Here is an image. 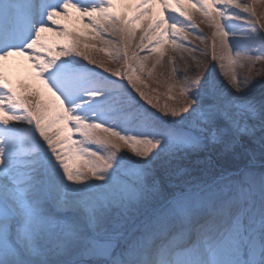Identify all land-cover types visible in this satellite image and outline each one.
I'll list each match as a JSON object with an SVG mask.
<instances>
[{"label": "snow or ice", "instance_id": "snow-or-ice-1", "mask_svg": "<svg viewBox=\"0 0 264 264\" xmlns=\"http://www.w3.org/2000/svg\"><path fill=\"white\" fill-rule=\"evenodd\" d=\"M258 4L0 0V264H264V97L249 96L264 76ZM189 36L223 80L199 63L178 75L169 53L195 51ZM14 58L26 79L7 71ZM165 59L172 102L160 104L146 80L159 83ZM201 154L220 157L207 161L219 175L173 184L187 169L172 162ZM228 155L243 166L228 171Z\"/></svg>", "mask_w": 264, "mask_h": 264}, {"label": "rangeland", "instance_id": "rangeland-1", "mask_svg": "<svg viewBox=\"0 0 264 264\" xmlns=\"http://www.w3.org/2000/svg\"><path fill=\"white\" fill-rule=\"evenodd\" d=\"M181 2L183 3V0H181ZM245 2H247V0H245ZM187 7V5H185ZM257 13L258 14H264V4H258L257 6ZM194 12L193 15V20L196 24L199 25V28L196 29L197 32H199L200 35H203L205 37H210L211 36V29L206 25L201 23V17L199 15V13H195L194 10H192ZM86 22V21H85ZM264 22V21H262ZM247 27V26H246ZM140 36V27H137V33H136V40L133 41V43H136L139 39ZM90 43H96L97 48L100 47L98 42H93V41H89ZM186 47H190V48H194L196 49L195 51H193L191 54H189L188 52H180V53H169L170 55L174 56V65L177 68L178 71V75L179 76H183L185 74L187 75H191L192 73H194L197 70V65L199 63L201 70L207 72L209 70L213 71L218 77L219 79L223 80V77L219 75L220 70L218 67H213L212 64H209V59H210V49L208 48V44L207 42L202 43L199 39H196L194 36H189L187 41L184 42ZM165 47L167 48L168 45H165ZM202 51L207 52L208 54H202ZM146 53H141V55H144ZM259 54V53H258ZM90 55L93 56L94 59L105 63V65L110 68V69H117V68H122L123 66V61H116V62H111L109 60V57L106 56L103 52H98L95 50H91L90 51ZM181 56H183V59H181ZM193 57H195V59H193ZM20 61H22V64H18V66H12L9 67V65H7V71H9V73L11 74L12 78L14 81H18V80H24L26 79L27 75H28V64L23 61L22 58H18ZM86 63V62H85ZM185 64L188 65L189 67V71L188 73L184 72V67ZM21 65V66H19ZM205 65H207V67H205ZM149 66H150V62H149ZM89 67H95L94 65H89ZM256 68L258 70H264V63L261 64H257ZM96 71L98 72H102L103 69L101 68H96ZM238 73L240 74L241 77H243L244 75L247 74V67L245 68H238L237 69ZM163 72V76H160L159 74ZM105 75H108L107 73H105ZM168 75V65H167V59H165L164 61V67L160 68L158 67L156 70V80L159 81V83L155 82L152 79H147L146 83H148L149 85V90L151 88H156L157 89V93L152 94L154 97V102H156V99L159 100L160 104H164L165 102L171 103L172 101H167V97L166 95H164V93L166 92V87L163 83V81L167 78ZM113 79H118L116 77H113ZM124 83H126V81H124ZM176 90L173 91L172 95H176ZM249 96L250 97H254L256 99H260L261 97H264V76H257L254 78L253 81V87L251 88L250 92H249ZM141 103L143 104L144 102L141 101ZM145 107H149L148 105L145 104ZM215 154L209 156V155H205V154H201V156H205L208 160L207 161H211L214 160ZM192 157V156H190ZM186 159L188 160L189 157H183V156H179L176 160H174L172 162V164L169 166V171L170 172H175V171H179V169H187V172L181 173L179 176H175L173 179V184L177 181V180H183V179H195V178H199V179H211L213 176L219 175L220 173V168L219 166L213 167L212 164H209L205 161H203L202 159H199V161H201V163L196 164L191 166L190 168H188L187 166H183L182 164H186V162L184 163H180L181 160ZM227 162H230L231 160H234L237 162V164L235 166H237L238 164H241L244 160L239 156H232V155H228L226 157ZM235 162V163H236ZM190 163V159L188 160V164ZM233 166V167H235ZM242 167V166H240ZM171 184H166V187H171Z\"/></svg>", "mask_w": 264, "mask_h": 264}, {"label": "trees", "instance_id": "trees-1", "mask_svg": "<svg viewBox=\"0 0 264 264\" xmlns=\"http://www.w3.org/2000/svg\"><path fill=\"white\" fill-rule=\"evenodd\" d=\"M214 157H216V158H214V160H212L211 159V162L214 164L215 163V161L217 160V159H219L220 157H218L217 155H214ZM190 159V163L188 164V160ZM189 159L188 160H186V159H183V160H181V162L180 163H184V162H186L187 161V163L186 164H182L183 166H187L188 168H190L191 166H193V165H195V161H197V160H199V159H202L203 161H205V162H207V158L205 157V156H192V157H189ZM226 161H227V159H226ZM236 161H234V160H231L230 162H227L228 164H229V167H228V171H235L238 167H240V166H243V164H244V162L245 161H243L241 164H238L237 166H235L236 164H237V162L235 163ZM217 166H219V165H217ZM233 166H235V167H233ZM216 167V166H215Z\"/></svg>", "mask_w": 264, "mask_h": 264}, {"label": "bare ground", "instance_id": "bare-ground-1", "mask_svg": "<svg viewBox=\"0 0 264 264\" xmlns=\"http://www.w3.org/2000/svg\"><path fill=\"white\" fill-rule=\"evenodd\" d=\"M16 63V60H11L10 61V65L12 66V65H14Z\"/></svg>", "mask_w": 264, "mask_h": 264}]
</instances>
